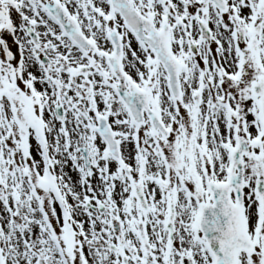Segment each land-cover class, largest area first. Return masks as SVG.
<instances>
[{
	"label": "snow or ice",
	"instance_id": "snow-or-ice-1",
	"mask_svg": "<svg viewBox=\"0 0 264 264\" xmlns=\"http://www.w3.org/2000/svg\"><path fill=\"white\" fill-rule=\"evenodd\" d=\"M0 264H264V0H0Z\"/></svg>",
	"mask_w": 264,
	"mask_h": 264
}]
</instances>
